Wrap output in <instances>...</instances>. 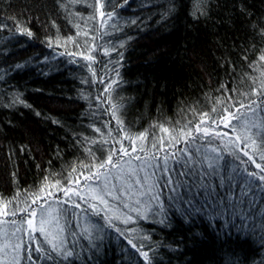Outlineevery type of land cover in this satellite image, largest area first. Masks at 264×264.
<instances>
[{"label":"trees","instance_id":"obj_1","mask_svg":"<svg viewBox=\"0 0 264 264\" xmlns=\"http://www.w3.org/2000/svg\"><path fill=\"white\" fill-rule=\"evenodd\" d=\"M101 4L103 8L96 0H0V202L11 201L12 211L27 205L36 209L51 201L63 229L53 242L63 241V248L75 254L68 260L55 253L54 260L41 259L35 251L25 250L37 245L22 237L20 264H144L129 239L146 245L145 251L150 244L154 264H264V190H248L239 176L231 178L234 170L244 176L245 168L259 172L245 151L264 165L259 138L254 147L250 140L243 141L249 133L241 131L244 123L264 119V114L241 110V122L232 120L237 132L212 114L219 127L211 120L205 126L228 135L210 142L198 139L192 151L199 148V161L204 155L215 156L206 150L216 147L223 155L220 164L226 165L220 175L206 177V163H197L190 165L191 173L179 176L188 168L169 159V168H175L173 180L183 184L180 194L192 200L193 208L202 209L186 219L176 211L177 204L169 207L166 187L155 189L171 227L140 220L135 212L127 213L132 222L114 220L115 227H109L103 213L94 214L90 204L102 206L73 195L75 184L86 185L90 170L95 172V163L106 160L111 149L119 150L121 144L128 149V156L113 157L124 165L130 159L141 162L134 157L145 156L138 150L142 145L150 164L163 167L165 154L181 158L180 150L188 145L183 139L172 141V133L162 128L179 130L187 124L194 129L218 99L224 100V105H216L219 113L228 104L236 110L235 101L243 100L240 93L258 86L249 77H260L264 70L249 67L264 49V0H101ZM100 11L114 16L104 24ZM18 26L32 36L21 35ZM82 54L95 58L91 70ZM113 80L120 81L119 86L105 92ZM113 103L122 104L116 113L122 124L113 118ZM141 134L146 139H140ZM152 171L153 167L146 168L147 173ZM222 176L229 179L221 183ZM57 180L59 186L52 187ZM42 185L45 193L33 204L30 193ZM67 189L72 191L65 196ZM25 216L17 212L0 216V221L21 223ZM144 234L151 240H141ZM35 237L51 251L40 234Z\"/></svg>","mask_w":264,"mask_h":264},{"label":"snow or ice","instance_id":"obj_2","mask_svg":"<svg viewBox=\"0 0 264 264\" xmlns=\"http://www.w3.org/2000/svg\"><path fill=\"white\" fill-rule=\"evenodd\" d=\"M127 3V0H125ZM198 3H203V0H198ZM96 4L99 5L100 8H103L104 5L101 4V0H96ZM243 10V9H242ZM204 14V13H201ZM100 16L102 18L106 17V19H102V23L107 24L108 20L112 19L114 16V12H104L100 11ZM90 17L89 19H91ZM135 23V21H133ZM79 27V25L77 26ZM18 31L21 35L26 34L29 37L32 36V32L19 27ZM79 34V33H78ZM84 35L86 36L87 33L85 32ZM261 35L264 36V26L261 27ZM49 46H51V41L49 42ZM123 46V45H121ZM107 54V53H106ZM83 55V54H82ZM122 56V53L120 54ZM83 59L89 61V70H91V62H94V57L91 55H83ZM254 67V70H260L264 68V49H261L260 55L258 57V61L252 62L249 67ZM17 67H20L17 65ZM95 75V73H93ZM117 75L119 73L117 72ZM254 86L250 89L249 92L240 93L243 96V100L235 101V104H238V107L235 111L231 109L234 107L233 104H228L224 106L223 113H219V110L216 105H224V100L218 99L216 101V105L213 106L211 112L202 113L200 117V122L195 125L194 129L189 128L188 125H184L181 129H165L162 128L164 132H171L172 133V141L178 143L181 139L185 141L188 145L185 149H181L182 157L177 158L176 153H171V157L168 154H165L163 157V167L157 163L155 166L151 165L148 160V153L146 152L145 148L141 145L139 147V152H144L145 156L141 157L139 155L135 156L134 159L141 161V165L137 167H133L131 164V159L125 161L124 163L127 164L128 171L125 173L122 169L119 161L113 159L114 156L123 153V155L128 156L129 151L121 144L119 150L111 149L109 151V155L106 160L99 161L95 163L94 167L96 168L95 172L90 170V174L86 177V180L89 183L86 184L88 189V195L91 196L92 200L97 201L102 207L97 208L96 204H90V207L93 210L94 214H101L103 213V219L107 222L109 227H115L112 223L114 220H120L122 223L128 224L133 221V217L128 215L126 212L121 210L120 205L122 204L123 209H127L129 212H135L136 216L140 220H149L152 219V222L161 224L165 227H171V221L168 217L167 212L165 211L164 202L161 200L160 194L155 191V189H160L161 191L164 190L166 187L170 192V204H177L176 211L180 213L181 216L185 217L186 219L191 218L196 213L202 211L201 208H193L192 207V200L190 198H185L180 194V189L183 187L182 183H177L173 180L172 173L175 172V168H169L168 161L171 158L175 164H183L184 167L188 168V172L181 171L178 175L179 176H186L193 171V168L190 167L199 163L203 166L205 163L207 165V169L204 175L206 177H215L216 175L221 174L222 167L226 170V165L222 166L220 161L223 159V155L221 152L218 151L216 147H212L210 150L211 153H216L215 156L211 155H204L203 159L197 161L196 156L199 154V148L196 149L195 153L192 151V145L198 139L208 138L209 142L215 139H222L224 136H227L228 133L221 134L218 131H215L210 126L207 125L208 121L211 120L213 125L219 127L217 124V119L213 117V113L218 114L219 121L223 123L225 128H230L234 132H237V124H233L232 120H236L238 124L242 120L241 110L245 112H252L253 115L258 113L264 114V70L260 71V77H249ZM101 82H103V78H101ZM120 81L113 80L109 84L105 86V92L111 93L113 91V85L119 86ZM236 91V90H233ZM255 96L257 99H252ZM22 102V101H21ZM111 103V101H109ZM122 104L113 103L112 104V114L113 118L117 119L118 124H122L123 122L119 120L118 116L116 115L117 111ZM54 123H58V121H54ZM191 121H189V124ZM184 129H187L185 131ZM253 129L256 131L253 132ZM95 131L99 132L100 129H94ZM241 131H245L249 133V135H245L243 137V141H251L252 146H257V138L260 140L259 148H264V119H260L258 121H249L243 124ZM179 133V134H177ZM110 135V133H109ZM140 139H146L144 134H141ZM85 139H87L85 137ZM237 140L241 139L239 132L236 136ZM133 147L131 151L135 153L137 151V147L135 146L134 141ZM161 146L163 147L164 141L161 139L159 141ZM171 145V141L169 142ZM228 143H234V141L229 140ZM153 148H156V143H153ZM245 147H248V144L245 143ZM89 154H92L91 149H87ZM234 155V153H232ZM245 156H248V160L255 164L256 169H259V172L249 171L247 168L244 169V176L242 173L234 170V175L231 178H236L237 176L240 177L243 184L246 186L248 190H253L255 188H260L264 190V165L256 163L253 156L249 154V152H244ZM237 159L239 157H236ZM152 159L159 161L161 158L159 156H153ZM260 159L264 160V151L260 152ZM242 163H244L242 161ZM111 166L110 168L108 166ZM85 167H89L85 165ZM147 167H153V171L149 174L146 172ZM103 169L104 171L101 172L100 170ZM113 169L119 170V174L113 177L111 172ZM75 171V169H73ZM138 172H145V176L140 178L137 173ZM15 175V174H13ZM129 178L133 179L134 183L129 182ZM228 177H221V183H223ZM115 180L121 186L117 187L116 183H113ZM45 181H48V177H45ZM258 183H255L257 182ZM163 182V183H161ZM60 182L57 180L55 184H52V187L59 186ZM111 184V187L109 185ZM137 186V187H134ZM240 185L238 184L237 187ZM204 187L206 190L208 189V185L205 184ZM138 189V190H137ZM63 190V189H61ZM191 189L189 188V191ZM72 191V189L64 190L65 196L68 195V192ZM242 194L244 189H241ZM45 193V187L42 185L38 192L30 193V195L34 196L32 200L33 204H37L41 197V194ZM46 195L51 196V192H47ZM73 195H78L81 199H85L86 197L81 195L79 192H73ZM19 194H17L18 198ZM136 197L133 199V197ZM111 201H115V204L110 203ZM127 198V199H124ZM11 201L6 203L0 202V216H8L11 214L12 216H16L17 212L26 213L27 216L22 218L21 225H17V221L12 220L10 223L14 226V230L9 233L7 229L0 228V239L3 240V243H0V264H20V250L22 248V243L16 242L13 243L12 238L16 237V234L23 231L25 234L29 236V240L31 243L36 244L37 246L32 249H25L26 251H35L37 254L40 255L41 259H49L54 260L55 257L52 255L53 253L56 256L61 257L63 260H68L69 258L73 257L75 254L73 251L67 250L63 248V241H60L59 244L54 243L53 239H50L49 236L51 235V228L53 224L56 226L57 232H62L63 229L59 226V217L52 216V209L49 207L45 209L43 204L40 205L39 213L35 208H31L30 205H27L23 208H17L16 210L9 211V206L11 205ZM67 203V201H65ZM243 203V201H241ZM187 204L188 208H184L183 205ZM79 207V204L75 205ZM235 207V204L231 205ZM39 216L38 223L35 222L36 217ZM26 224L27 227L23 228L22 225ZM117 232H120L121 235H124L123 232L119 228H116ZM39 233L40 236L43 238V243H47L51 251L46 250L42 246V242L38 240L33 234ZM91 236V233H89ZM141 240L150 241L151 236L148 234H144L140 236ZM128 244L132 246L139 253L140 257L143 258L144 264H154L153 259L150 257L149 252L152 251L151 245H147L148 251H145L146 245L140 244L139 246L133 242V240L129 239ZM29 261H32V256L29 255L27 257Z\"/></svg>","mask_w":264,"mask_h":264},{"label":"rangeland","instance_id":"obj_3","mask_svg":"<svg viewBox=\"0 0 264 264\" xmlns=\"http://www.w3.org/2000/svg\"><path fill=\"white\" fill-rule=\"evenodd\" d=\"M119 163H120L122 169L124 170V172L126 173V172L128 171V167H129V166H128L127 164L122 165V161L119 162ZM131 164H132L133 167H137V166H140V165H141V162H139V163H137V162L134 163L133 161H131ZM118 174H119V170H117V169H113L112 172H111V175H112L113 177H115V176L118 175ZM140 174L142 175V177L145 176V172H138V173H137V175H138L139 177H140ZM129 182H130V183H134L133 179H131V178H129ZM87 183H89V182H87ZM113 183H116V184H117V187H120V186H121V185H120L119 183H117L115 180H113ZM80 184H81V182H79V183L77 182V183L75 184L74 188H73V191L79 192V190H80L81 195L85 196V197L87 198L88 201L90 200V201H92L93 203H97V204H99L97 201L92 200V199H91V196L88 195V189H87L86 185H80ZM109 187H111V184L109 185ZM134 187H137V186L134 185ZM137 190H138V189H137ZM135 198H136V197L134 196L133 199H135ZM124 199H127V198H124ZM72 200H76V199L74 198V199H72ZM80 200H81V199H80ZM109 200H110V198H109ZM81 201H82V200H81ZM90 201L87 202V203H90ZM110 203L115 204L116 202L110 200ZM99 205H100V204H99ZM100 206H101V205H100ZM49 207H51V209H52V216H53V217H57V212H58V210H57V206L54 205V204H52L51 201H50V202H48V203H46V204L44 205V208H45V209H48ZM120 207H121V210H122V211H124V212H126V213L129 212L127 209H123V208H122V204L120 205ZM36 210H37V212L39 213V211H40V205H38V206L36 207ZM56 210H57V211H56ZM38 221H39V216L36 217L35 222L38 223ZM20 222H21V221H20ZM0 224H1V225H0V228L7 229L9 233H11V232L14 230V226H13L11 223H10V224H3V223L0 221ZM17 225L19 226V225H21V223H18V222H17ZM22 227H23V228H26L27 225L24 224V225H22ZM37 233H38V232H37ZM35 234H36V233H34L33 235L35 236ZM38 234H39V233H38ZM58 234H59V232H57V230H56V226H55V224H53V226H52V228H51V235L49 236V238L57 237ZM22 237H23V239H24L25 237H28V238H29V236H28L27 234H25V232H22V231H21V232H19V233L16 234V237H13V238H12L13 243L20 242L21 239H22ZM0 243H3V240H2V239H0Z\"/></svg>","mask_w":264,"mask_h":264}]
</instances>
